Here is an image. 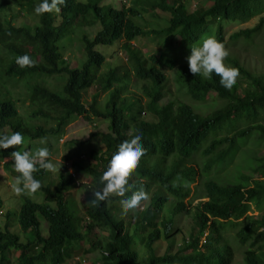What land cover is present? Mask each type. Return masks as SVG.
I'll list each match as a JSON object with an SVG mask.
<instances>
[{
  "label": "trees",
  "instance_id": "16d2710c",
  "mask_svg": "<svg viewBox=\"0 0 264 264\" xmlns=\"http://www.w3.org/2000/svg\"><path fill=\"white\" fill-rule=\"evenodd\" d=\"M4 1L0 0V49L7 59L0 63L7 65L0 74V88L5 91H0V134L9 130L19 131L31 141L58 139L76 117L109 122L108 133H93L82 144L94 165H76L81 174L92 180L93 188L117 146L129 138L131 130L140 129L145 151L128 183L135 189L143 188L147 199L139 205L147 206L133 220L128 215H120L121 198L112 196L97 207L87 203L84 219L77 204L67 198L78 185L67 167L60 173L56 185L46 184L50 173L40 170L33 175L41 181L37 192L44 193L45 203H34L28 196L20 195L22 206L17 223L27 239L22 242L12 232V214L7 213L3 229L0 228V264H12L13 252L19 253L18 264H66L80 254L83 245L89 246L88 252L101 253V264H232L234 249L225 238L227 228L238 229L236 237L241 246L251 241L256 228L261 230L256 239L264 240V209L260 219L248 216L264 201V160L261 159L256 167L261 173L257 179L241 176L236 183L225 185L206 182V201L195 207L193 232L175 254L171 241L176 231L180 233L178 218L187 212L190 185L197 175L185 162L202 153L208 158L205 169L211 170L230 160L238 143L254 133L264 140V125L260 123L264 113V74H253L237 60H230L246 87L239 90L240 86L234 84L231 89H225L214 73L211 78L190 73L186 48L206 35L209 37L207 26L211 19L216 22L214 36L221 43L225 41V23L258 19L252 29L231 36L235 41L251 40L264 30V0H131L129 7L121 8L105 5L103 0L86 3L64 0L58 10L41 15L34 13L40 0H15L23 13L36 18L37 25L32 27L16 26L18 17L12 13L2 20L4 10L12 12V7ZM192 1L201 4L191 11ZM156 12L169 15L164 27L152 29L141 24L148 23L145 15ZM98 25L101 28L91 39L84 30ZM78 30L85 32L80 35V41L86 61L80 68H72L62 55L60 44L64 38L77 35ZM151 37L159 40V54L164 52L170 56L147 59L134 51L135 39ZM121 40L128 59L134 62V69L116 66L102 74L107 58L97 47L112 46ZM22 55L30 57L34 62L32 67L20 69L16 65V57ZM166 71H175L177 83L193 102L205 103L214 93L225 105L209 115H200L184 102L169 101L160 105L166 99L169 81ZM57 75L67 76L63 95L51 91L37 79L30 85L33 110L27 117L20 114L17 101L5 83L2 84L3 76L8 79L6 83L16 84L27 78ZM133 80L140 84L139 95L131 92ZM94 86L108 95L103 107L98 94L91 103L85 100V94ZM142 99L147 101L146 105ZM143 114L153 120L143 119ZM23 147L24 142L0 150V161L13 177L17 173L12 169L10 153L23 151ZM90 199L91 195L87 202ZM3 207L0 195V214ZM40 217L47 224V236L43 234ZM243 219L247 222L242 225ZM97 228L107 236L100 237ZM163 241L168 247L161 254ZM245 264H264V245L257 251L247 250Z\"/></svg>",
  "mask_w": 264,
  "mask_h": 264
},
{
  "label": "rangeland",
  "instance_id": "374dc122",
  "mask_svg": "<svg viewBox=\"0 0 264 264\" xmlns=\"http://www.w3.org/2000/svg\"><path fill=\"white\" fill-rule=\"evenodd\" d=\"M80 3H86L88 0H77ZM7 5L12 7V12L4 10L2 12V20L6 15L14 14L18 18L15 20L14 24L16 26H36L37 20L34 16L27 14L21 10V7L16 3L15 0H5ZM103 4L115 6L121 8L123 5L129 7L131 5V0H103ZM201 3L191 2L190 10H195L200 7ZM22 15L19 16V13ZM10 16V15H9ZM169 15L162 12H156L154 15H145L148 23L141 22L142 25L147 28L159 29L165 26ZM258 23V19H253L247 23H225L224 24V47L228 51V56L224 59L223 63L227 67H232L230 65V60H237L241 67L250 71L253 74L262 75L264 74V30L259 34L252 37L251 40L247 41L244 39H239L237 41L231 39V36L244 31L246 29H252ZM98 25L95 29L84 30L88 36L93 39L97 32L100 30ZM216 28L215 20L211 19L208 22L207 30L210 33L209 36L214 37ZM85 32L78 30L77 35L71 37H66L60 44L61 52L64 58L67 60L72 68H80L82 64L86 61V55L80 41V35L82 36ZM82 33V34H81ZM204 36L197 44L198 45L204 38ZM216 39V38H215ZM177 40H179L177 38ZM159 40L151 38H138L133 42L134 51L139 53L141 57L150 59V57L165 58L170 56L161 52L159 54ZM97 50L104 56H106L107 61L102 68V74H106L110 69L121 66L127 67L133 70L135 65L128 59V54L125 51V43L123 40L115 43L112 46H98ZM0 49V61L7 59L5 53H2ZM4 52V51H3ZM186 52L190 54V47L186 48ZM6 64L0 63V74H3ZM169 78L166 90V99L160 103L167 104L169 101L184 102L191 105L194 110L200 115H209L214 112L219 107L225 105L223 101L217 98L216 94H211L210 99L205 103H196L191 100V98L186 95L185 90L177 83L175 71H166ZM38 81L51 91L63 95V87L67 81L66 75H57L53 77L48 76H38L32 79H23L16 84L6 83L8 79L3 76L2 84L5 83V88L11 92L13 99L17 101L20 114L27 117L33 110L30 102V85L35 81ZM15 83V82H14ZM32 83V84H31ZM235 84L240 86L239 90L246 87V82L238 75ZM140 84L133 80L131 86V92L139 95ZM0 91L5 92L2 88ZM99 95L100 106L103 107L106 102L108 95L102 93L101 88L94 86L87 91L85 94V100L87 103H91L95 95ZM143 105H146L147 101L142 99ZM231 115V114H230ZM142 118L148 121H152L153 118L149 115H142ZM26 123L29 125V120L26 119ZM264 125V113L263 118L260 121ZM243 129L244 126H239ZM6 134H10L9 130H5ZM109 132V122L102 121L93 118L91 121H87L84 117H76L72 120L71 124L67 127L66 132L63 136L58 139H44L38 141H31L28 138H24L23 151H34L38 147H48L50 152V159L61 166L57 169L55 173H50L48 179L45 183L57 184L59 180L60 173L66 166L68 171L74 175L77 181V187L71 191L67 198L72 199L75 204H77L81 217H85V209L87 206V198L91 195L90 188H92V180L89 177L81 174L77 169L76 165L82 163L83 165H94V162L88 157V150L86 146H82L91 139V134L93 133H108ZM225 134H222L224 136ZM220 136V137H222ZM41 141H44L42 144ZM70 145V143H72ZM94 145V144H93ZM66 158H69L66 161ZM264 160V140L259 139V135L254 133L246 141H241L234 150V154L230 160L223 161L215 165L211 170H206L205 165L208 162L202 153L196 154L192 159L185 162L187 167L193 168L197 171V175L194 178V183L190 185L191 197L187 200L188 209L186 213H183L180 218H178V231H176L173 242V253H177L184 243V241L190 236L195 228V218L196 212L195 207L202 201H206L204 198V185L208 181H214L220 185L236 183L241 176H247L251 179H257L260 172L256 171L259 160ZM9 161V160H8ZM264 162V161H263ZM13 176L9 171L6 170L4 163L0 161V195L4 202L3 212L0 214V228L3 229L5 224L7 213L11 212V230L13 233L18 234L21 237L22 242H26L27 237L20 231L17 223V214L22 206V201L20 195H16L11 191V183ZM155 192V189L154 191ZM30 200L34 203H45V195L43 192H37L32 195H27ZM147 205L140 204L136 209L130 211L127 217H132L133 220L146 208ZM264 209V201L258 207L254 208L253 211L248 215L254 219H260V216ZM128 219V218H127ZM42 223V231L45 236L48 235L47 224L43 218L40 217ZM242 225L247 222L245 219L241 220ZM254 237L246 246H241L237 241L238 229L227 228L225 230V238L229 241L234 249V261L232 264H245V252L249 249L258 250L259 246L264 245V240L259 239L257 235L260 233L258 228L255 229ZM96 233L100 237H106L107 234L101 229L97 228ZM178 233V234H177ZM254 240L256 241L254 244ZM203 243V240H202ZM161 254L165 253L168 247V243L163 241L161 243ZM89 246L83 245V250L77 255L73 260L68 261L66 264H101V253L98 251L88 252ZM19 253L13 252L12 264H18Z\"/></svg>",
  "mask_w": 264,
  "mask_h": 264
},
{
  "label": "clouds",
  "instance_id": "9594fccd",
  "mask_svg": "<svg viewBox=\"0 0 264 264\" xmlns=\"http://www.w3.org/2000/svg\"><path fill=\"white\" fill-rule=\"evenodd\" d=\"M64 0H40L34 8L36 15L58 10V5ZM228 56V51L223 43L214 37H206L196 46L190 47V54L185 58L190 73L203 78H211L212 74L219 77V84L225 89H231L239 75L235 67H227L223 63ZM16 65L20 69L32 67L33 61L28 55L17 56ZM143 132L140 129L131 130L128 139L123 140L107 162L106 170L98 177L96 187L90 188L91 199L87 202L97 207L101 202L110 197H120V215H127L136 209L147 195L142 187L135 189L128 183V177L137 167L138 161L144 155L142 143ZM24 142L21 132L14 131L10 134H0V150L14 148ZM43 144L44 141H41ZM11 166L17 175L10 185L11 191L16 195H32L41 188V181L33 175L44 170L46 173H55L61 166L50 159L48 147H38L34 151L14 150L10 153ZM130 193V194H126Z\"/></svg>",
  "mask_w": 264,
  "mask_h": 264
}]
</instances>
